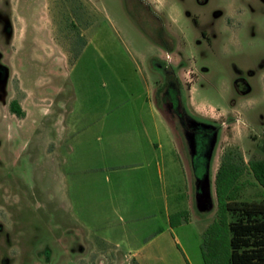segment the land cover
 <instances>
[{"label":"rangeland","instance_id":"374dc122","mask_svg":"<svg viewBox=\"0 0 264 264\" xmlns=\"http://www.w3.org/2000/svg\"><path fill=\"white\" fill-rule=\"evenodd\" d=\"M150 1L158 18L130 0H0V264L129 263L99 253L81 259L74 187L96 171H85L88 156L71 138L70 147L47 158L48 140L59 139L54 121L75 131H119L132 110H141L150 123L152 84V104L182 145L178 113L190 120L187 146L197 183L226 151L245 166L264 158L263 0H222V15L204 19L202 33L190 31L189 0ZM48 12L56 30L44 23ZM152 60L163 68H153ZM12 101L21 115L10 110ZM205 112L211 118L200 116ZM239 183L240 199L262 198L247 168ZM84 199L91 206L92 195Z\"/></svg>","mask_w":264,"mask_h":264},{"label":"crops","instance_id":"0c3cea01","mask_svg":"<svg viewBox=\"0 0 264 264\" xmlns=\"http://www.w3.org/2000/svg\"><path fill=\"white\" fill-rule=\"evenodd\" d=\"M50 12L44 15V23L56 30ZM151 66L163 68L156 60ZM154 89L151 84L147 97L150 123L141 110H132V119L119 131L109 127L75 131L53 122L59 139L48 140L47 158L54 159L63 147H70L71 138L88 156L85 171H96L77 179L74 187L76 227L84 244L82 260L99 253L114 263L124 259L127 264H205L201 244L216 217L215 176L221 160L214 172L211 162L207 177L196 182L188 133H183L182 145L164 114L152 104ZM206 114L200 116L211 118ZM69 132L73 133L70 137ZM217 133L224 135L225 129L219 126ZM67 177L65 174V191ZM87 193L92 195L91 206L84 199Z\"/></svg>","mask_w":264,"mask_h":264},{"label":"trees","instance_id":"16d2710c","mask_svg":"<svg viewBox=\"0 0 264 264\" xmlns=\"http://www.w3.org/2000/svg\"><path fill=\"white\" fill-rule=\"evenodd\" d=\"M10 110L18 116L23 113L16 101L11 102ZM174 111L179 112L178 105ZM178 114L185 132L189 131L188 116ZM245 168L263 190L259 200L239 198V180ZM215 190L216 217L206 229L201 244L204 263L264 264V158L250 159L245 166L241 156L233 151L224 152L215 176ZM171 218L174 224V215Z\"/></svg>","mask_w":264,"mask_h":264},{"label":"flooded vegetation","instance_id":"af4514ba","mask_svg":"<svg viewBox=\"0 0 264 264\" xmlns=\"http://www.w3.org/2000/svg\"><path fill=\"white\" fill-rule=\"evenodd\" d=\"M136 7L143 9L145 13L151 15L154 18H158L155 6L150 0H130ZM190 6L185 11V13L192 19L190 23V31L199 30L201 33L203 29L201 28V23L208 16H213L214 18L220 17L223 13V1L222 0H189ZM264 2V0H263ZM181 11V10H180ZM201 20V21H199ZM159 27L156 28L157 33L161 36L164 32V27L160 23Z\"/></svg>","mask_w":264,"mask_h":264}]
</instances>
